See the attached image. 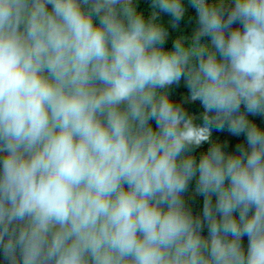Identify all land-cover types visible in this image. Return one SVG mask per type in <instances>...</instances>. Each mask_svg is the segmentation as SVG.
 Masks as SVG:
<instances>
[{
  "label": "clouds",
  "instance_id": "clouds-1",
  "mask_svg": "<svg viewBox=\"0 0 264 264\" xmlns=\"http://www.w3.org/2000/svg\"><path fill=\"white\" fill-rule=\"evenodd\" d=\"M0 264H264V0H0Z\"/></svg>",
  "mask_w": 264,
  "mask_h": 264
}]
</instances>
